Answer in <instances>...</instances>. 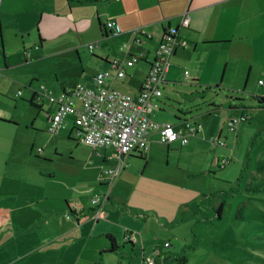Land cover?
Returning a JSON list of instances; mask_svg holds the SVG:
<instances>
[{
  "label": "crops",
  "instance_id": "1",
  "mask_svg": "<svg viewBox=\"0 0 264 264\" xmlns=\"http://www.w3.org/2000/svg\"><path fill=\"white\" fill-rule=\"evenodd\" d=\"M186 13L190 16L189 27L181 25ZM111 21L120 27V35L106 30V23ZM136 28H143L152 39L137 44L132 34ZM171 28L178 30L179 38L187 46L177 47L172 58L158 101L160 110L166 101L168 105L179 103L180 97L204 99L207 91L217 87L236 88L252 97L264 96L258 85L259 80H264V0H0V70H8L9 64H14L13 60L8 63L9 57L25 52L27 38L40 42V48L47 43L52 45L50 56L75 52L79 55L89 44H96L93 53L90 52L92 57L87 52L84 55L89 57L91 75L77 79L92 85L97 74L114 72L111 67L114 60H133L132 67H125L127 76L117 78L112 86L137 99L164 33ZM125 44L131 48L129 53L122 50ZM142 53L146 55L144 59L139 58ZM75 87L46 90L58 98ZM165 90H171L173 96ZM6 91V77L0 75V98ZM40 92L41 89L25 92L30 103L45 109L39 114V126L37 118L25 121L0 114V264H144L148 257L165 264L176 256H186L190 262L187 250L195 251V247L187 249L177 240V235L167 227L172 220L167 214L141 213L128 202L121 203L113 197L115 188L109 189L108 178L99 173L101 160L93 157L112 159L115 166L118 153L114 149L90 147L92 156L87 159L85 169L72 170L64 178H57L56 171L47 175L33 171L27 177L15 172L21 164L19 160L25 156L24 133L29 126L48 131L49 120L57 110V105ZM179 111L188 114L191 109ZM177 118L179 124L188 121L201 125ZM23 125L25 130L21 128ZM58 134L80 143L72 116ZM157 136L152 131L149 149L129 157L140 156L149 165L158 154L153 146ZM34 140L28 155L38 143L35 137ZM190 142L186 146L180 143L165 146L168 153H180ZM45 146L37 152L48 153L44 156L50 159L52 151L49 144ZM118 169L117 186L124 177L121 168ZM95 195L107 199L94 207L91 200ZM175 218L176 223L178 212ZM109 237L115 241V251H111ZM167 243L169 247L165 246Z\"/></svg>",
  "mask_w": 264,
  "mask_h": 264
},
{
  "label": "rangeland",
  "instance_id": "2",
  "mask_svg": "<svg viewBox=\"0 0 264 264\" xmlns=\"http://www.w3.org/2000/svg\"><path fill=\"white\" fill-rule=\"evenodd\" d=\"M51 46L47 43L40 48V42L27 38L25 52L9 57L8 63L13 60L14 64H9L8 70H0L7 80V91L0 98V114L25 121L37 118L39 126V114L45 109L32 105L25 92L42 91L43 86L53 92L55 88L71 89L77 84L94 87V83L87 85L77 79L91 75L89 48H83L79 55L75 52L50 56L54 50ZM128 49L129 45L122 46L124 53ZM86 52L89 57L84 56ZM259 88L263 94L264 90ZM234 89L213 88L204 99L180 97V106L178 102L168 105L166 101L161 110L155 111L153 120L158 124L177 125L178 116L201 124L203 133L191 137L190 145L180 153H168L157 136L153 146L158 154L149 165L140 156H127L122 162L115 158V166L112 159L93 157L101 160L99 173L105 178L106 171L119 167L124 173L119 186L116 184L120 176L114 183L112 192L116 200L128 202L141 213L161 211L172 219L167 227L177 235V240L187 249L195 247V251L187 250L188 264H264V108L259 107L253 95ZM20 91L25 96H18ZM165 93L173 96L171 90ZM180 108L191 112L181 114ZM243 115L249 120L232 122ZM30 127L24 133L25 156L19 160L16 173L27 177L33 171H42L41 175L56 171L57 178H64L72 170L85 169L92 156L90 147L75 138H60L59 134ZM34 137L38 143L30 156L27 151L30 153ZM211 137L221 138L226 147L215 146ZM45 144L52 151L50 159L44 156L48 153L37 152ZM223 159L229 161L225 167L221 165ZM177 212L179 220L175 223ZM165 264L177 262L169 259Z\"/></svg>",
  "mask_w": 264,
  "mask_h": 264
},
{
  "label": "built area",
  "instance_id": "3",
  "mask_svg": "<svg viewBox=\"0 0 264 264\" xmlns=\"http://www.w3.org/2000/svg\"><path fill=\"white\" fill-rule=\"evenodd\" d=\"M181 25L183 27L190 26L188 13L182 16ZM105 28L113 35L121 34V29L116 22H107ZM132 34L137 44L153 37L143 28L132 30ZM96 46V44L88 46L91 53ZM186 46L187 43L179 38L176 28H171L164 33L137 99L121 93L112 86L113 81L117 78L123 79L127 76L125 67H132L133 60L116 59L111 62L114 72L97 74L93 88L78 84L73 90L57 98L52 92H47L46 87L43 86L42 92L39 94L45 95L51 103L57 105L55 114L49 120L48 132L58 134L65 128L67 119L72 116L81 143L94 150L112 148L118 153L121 162L126 156L142 154L147 151L152 131L158 133L159 141L163 145L175 143H180L182 146L188 145L190 137L202 131L201 125L188 121L179 125L158 124L153 120L155 111L160 110L158 101L163 95L162 88L166 84L175 51L177 47ZM127 53H129V49ZM145 56L142 53L139 58L144 59ZM258 85L264 89V80H259ZM18 95L20 96L21 93ZM248 119L249 117L243 116L239 119L234 118L232 122L239 124L248 121ZM210 141L215 146L226 147V143L219 137H212ZM228 164L229 161L225 159L221 162L223 167ZM119 174L120 169L106 171L108 178L106 184L110 190ZM106 199L107 196L95 195L91 204L97 207L102 205ZM67 219H71V217L67 216ZM165 246L169 247L170 244ZM144 264H158V262L155 258L148 257L145 258Z\"/></svg>",
  "mask_w": 264,
  "mask_h": 264
},
{
  "label": "trees",
  "instance_id": "4",
  "mask_svg": "<svg viewBox=\"0 0 264 264\" xmlns=\"http://www.w3.org/2000/svg\"><path fill=\"white\" fill-rule=\"evenodd\" d=\"M254 100H256L258 102V105L260 108H264V96H256V97H254ZM31 104L36 106L32 102H31ZM109 238H110V241L112 242V250L111 251H115V249H117L115 241L113 240V238H111V237H109ZM167 244H169V243H167ZM174 260H175V262H177V264H188V259L186 256H176V258ZM156 261L158 262V264H160L157 259H156Z\"/></svg>",
  "mask_w": 264,
  "mask_h": 264
}]
</instances>
